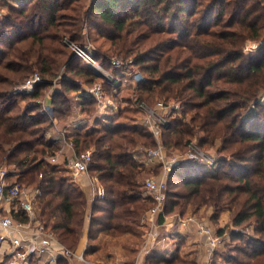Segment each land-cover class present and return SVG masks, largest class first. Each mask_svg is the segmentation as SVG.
<instances>
[{
	"label": "trees",
	"instance_id": "1",
	"mask_svg": "<svg viewBox=\"0 0 264 264\" xmlns=\"http://www.w3.org/2000/svg\"><path fill=\"white\" fill-rule=\"evenodd\" d=\"M0 7L6 10L0 15V167L6 168L8 179L37 191L36 218L63 245L76 247L86 219L85 251L105 249L99 235L140 236L135 226L151 199L143 194L146 167L134 153L155 140L137 119L136 103L159 95L179 101L183 113L164 125L167 149L184 150L196 136L200 145L219 140V151L227 156L214 172L175 163L165 183L162 213L209 205L214 218L227 210L228 236L234 243L223 246L232 252L222 256L223 264H264L262 0H0ZM85 26L89 37L94 31L108 44L104 49L97 45L94 53L102 63L113 55L130 57L143 77L132 87V96L120 98L105 84L117 109L107 107L103 114L76 81L90 85L95 74L63 43L68 36L81 44L77 40ZM245 40L261 41L255 54L243 52ZM61 69L64 75L53 86ZM34 71L42 78L32 93L9 91ZM48 92L52 116L36 102ZM76 110L92 121L66 132L63 127ZM187 111L193 113L184 120ZM53 118L75 152L91 149L88 170L105 194L90 204L82 188L63 173L65 158L49 160L59 150L47 135ZM15 216L26 218L21 211ZM223 233L217 229L218 235ZM220 248L213 249L207 264H218ZM135 251L130 248V255ZM58 264L66 259L59 257ZM145 264L199 263L177 254L150 253Z\"/></svg>",
	"mask_w": 264,
	"mask_h": 264
},
{
	"label": "built area",
	"instance_id": "2",
	"mask_svg": "<svg viewBox=\"0 0 264 264\" xmlns=\"http://www.w3.org/2000/svg\"><path fill=\"white\" fill-rule=\"evenodd\" d=\"M264 3V0H262ZM67 45L72 49L73 53L81 58L85 64H87L93 73L100 76L103 81H107L112 87V93L118 89L117 86H124L126 83H131L132 87H137L138 82L143 78L139 71H133L128 79H125V84L122 85V81L113 75V71L116 69H124L129 62H122L115 58L109 60V68L97 62L90 46L78 45L69 40H64ZM131 62V61H130ZM129 65V64H128ZM133 67V66H132ZM123 74L129 76V71ZM53 80V86L55 85ZM41 81V78L34 74L29 77L25 83L21 86L14 87L12 93L30 94L34 90V85ZM51 87V89L53 88ZM50 89V90H51ZM82 93L91 96L97 105V110L100 114H103L107 107H111L113 110L117 109V104L113 101L112 97L108 95L101 82H96L89 87H82ZM49 95L46 94L41 101L43 108L49 107L47 100ZM139 114H141L144 124L152 132V135H159V131L153 129L154 125L160 127L167 123L164 110L177 109L178 105L173 103H164L158 101L155 104V108H151L145 101H138L136 103ZM161 110V111H159ZM53 123L55 124L54 118ZM56 141V137H52ZM65 143H68L64 139ZM71 145V143H68ZM60 151H57L54 155L49 157L51 162H55L59 157ZM135 158L142 163L143 166H151L157 164L160 166L161 178L155 179L154 177H148L143 181V189L151 199V206L146 210L145 219H147L151 225H157L158 216L163 211V206L166 198L165 194V180L164 175H168L173 165L178 162H202L206 164H212L213 160L196 147L194 143L189 142L187 149L184 152L167 150L160 142L153 147H141L139 152L134 153ZM66 169L72 178L86 173L88 175L90 184L91 199L95 197H102L105 194L104 187L98 182L97 177L91 174L88 170L92 161V152L88 148L80 152H74L70 156L65 157ZM36 190L32 188L28 189L24 185L20 184L15 179H8L7 170L5 167H0V256L9 257L8 264H34L35 256H41L46 254V259L43 264H58L59 257H63L66 260H77L83 264H107L96 258H90L85 254V248L81 251L76 249H70L63 245L54 233L47 229L38 219L34 218V201L36 199ZM6 206V208H5ZM21 211L25 215V220L16 218L15 214ZM164 218V213H162ZM183 223L192 222L196 233L206 238L208 246V257L212 253L215 244L218 241V236L213 232L202 220L198 219L194 215H188L180 218ZM152 232L149 230L148 234L144 237V248L148 250L150 242H152ZM45 243H47L45 245ZM151 244V243H150ZM150 246V245H149ZM36 261V260H35Z\"/></svg>",
	"mask_w": 264,
	"mask_h": 264
},
{
	"label": "crops",
	"instance_id": "3",
	"mask_svg": "<svg viewBox=\"0 0 264 264\" xmlns=\"http://www.w3.org/2000/svg\"><path fill=\"white\" fill-rule=\"evenodd\" d=\"M124 89H132L131 83H127L124 86ZM49 102V100H47ZM77 112L76 117L71 118L65 126L63 127L66 132H70L72 130H76L79 128L83 129L87 127L91 121L92 117H87L86 115H82L81 112ZM86 116L87 118H85ZM55 124L53 123L54 128L60 129L54 119ZM51 127V128H52ZM50 128V129H51ZM61 132L62 129H60ZM64 135V133H63ZM64 137V136H63ZM65 138V137H64ZM66 139V138H65ZM65 141V140H64ZM63 141V145L59 147L60 153L59 158H65L66 156L72 155L75 151L72 147V143L68 140V143ZM58 158V159H59ZM92 174V173H91ZM77 184L82 188L86 197L89 201V204L92 202L91 193H90V184L88 175L86 173L80 174L79 176L73 178ZM98 179V178H97ZM98 182L101 183L98 179ZM82 184L87 186V190L82 187ZM143 194L145 191L143 189ZM205 211L208 217L211 215L212 209L209 206L202 205L199 207L188 206L183 213H172V214H164V218L162 221L158 222L157 225H151L150 222L145 219V213L141 215L139 220L136 223L137 230L140 232L139 237L132 235L130 233H124L118 236H108V235H99L98 237L104 241L105 249L101 252V256L99 252H89L86 251L85 254L90 258L103 257L107 264H145V257L148 254H155L160 257H170L172 255H180L189 259H195L199 264H207L210 260V255L208 257V246L205 237H201L196 233L194 223L186 222L183 223L180 219L181 217H186L188 215H194L195 217L199 212ZM90 212V211H89ZM229 211H222L217 215V222H219L220 227H215L216 231L218 228H223V235H219L220 237L217 241V245L222 239L226 236L228 237L229 230L231 224L229 223ZM222 223L227 224L228 227H222ZM87 227H88V219L85 221V229L83 235L81 236L80 241L77 244L76 250L81 251L87 245ZM214 228V227H213ZM152 232V242L147 245L149 248L146 251L143 247L144 239L146 237L145 234H148V231ZM218 235V234H217ZM47 243H45L46 245ZM130 248H135V254H131L129 252ZM197 254L200 258H197ZM46 259V254L41 256H35L34 264H43ZM66 264H83L77 260H66Z\"/></svg>",
	"mask_w": 264,
	"mask_h": 264
},
{
	"label": "rangeland",
	"instance_id": "4",
	"mask_svg": "<svg viewBox=\"0 0 264 264\" xmlns=\"http://www.w3.org/2000/svg\"><path fill=\"white\" fill-rule=\"evenodd\" d=\"M262 3H263V1H262ZM263 5H264V3H263ZM4 13H6V10L2 7H0V15L2 14H4ZM88 30H87V27L85 26V28H84V30L82 31V34H83V37H81V39L80 40H77L79 43L82 41V43L81 44H78L76 41H72L71 39H69L68 38V36L66 37H64L63 38V43H65L66 45H67V43L64 41V40H69V41H71V42H74V43H76V44H78V45H88V46H90L89 47V49H91V51H92V53H93V57H95V59H96V61L97 62H100V64H102V65H104V66H106V68H109L110 66H109V60L111 59V58H115V59H117V60H119V61H122V62H129L128 64H127V66L124 68V69H116V70H114L112 73H113V75L114 76H116L117 77V79L119 78L121 81H122V85H124L125 83V79H128V77H129V80L128 81H130V77H132L131 76V74H132V70L133 71H139L138 70V68H137V66L132 62V58H130V57H128V58H121V57H118V56H111V58L110 59H108V62L106 63V62H104V63H102V61L100 60V58H97L96 56H95V52H96V50H97V45H99V47H101L102 49H104L105 47H108V44L106 43V41L104 40V38H102V37H99V36H97L96 35V32H94V31H91L90 33H91V35H90V37L88 36ZM96 36V37H95ZM93 37H95V38H93ZM261 41H258V42H255V41H253V40H245L244 41V43H243V45H242V50H243V52L246 54H248V53H256L257 51H256V49H257V47L260 45L259 43H260ZM106 45V46H105ZM68 46V45H67ZM68 49L70 50V51H72V49L68 46ZM73 52V51H72ZM80 60H81V62H83L84 63V61L81 59V58H79ZM131 61V62H130ZM133 66V67H132ZM89 67V66H88ZM123 70L125 71V73H127L128 71H129V76L126 74H123ZM64 72H65V70L64 69H61L60 71H59V74L54 78V79H56L55 80V82L56 81H58L59 79H61V77H62V75H64ZM140 72V71H139ZM141 73V72H140ZM34 74H37L40 78H42L41 77V75L37 72V71H34V72H32L31 74H29L28 75V77L27 78H25V80H23L22 82H20V83H17V84H14V85H12L10 88H9V91H11L14 87H17V86H21V85H23L24 83H25V81L29 78V77H31L32 75H34ZM96 76V75H95ZM76 81H77V83L81 86V87H89V86H91V85H93L94 83H96V82H101V85L102 86H105V84H108V82L107 81H103V79H101V77L100 76H96V79H95V81L92 83V84H90V85H86V84H84V82L83 81H81L80 79H76ZM127 84V83H126ZM125 84V85H126ZM108 85H110V84H108ZM124 85V86H125ZM124 86H120L119 85V89H117L115 92L116 93H118L119 94V96H120V98L122 97V96H127V95H129V96H132V91H131V89H124ZM113 89H112V87H111V89H110V91H112ZM48 95H49V92L47 93ZM28 95V94H27ZM44 98V97H43ZM153 99H151V101H146L145 100V102L151 107V108H155V104L158 102V101H162V102H164V103H173V104H176V105H178V107H177V109H175V111H173V110H164V112L166 113L165 114V117H166V119H167V121H168V119H169V117H172V116H178V115H183V113H182V110H181V105H180V102L179 101H177V100H175V99H173L172 97H161V96H159V95H154L153 97H152ZM19 99H21V98H19ZM39 101H41L42 100V98H40V99H38ZM38 100H36V102L37 103H39V105H40V110L41 111H44L45 113H48V115L49 116H52V111H51V109H50V107H47V108H43L42 107V104L38 101ZM151 102V103H150ZM126 103L127 102H122V104L121 105H126ZM159 111H161V110H159ZM247 112V111H246ZM192 113H193V111H187V113L185 114L184 113V120H188L189 119V117H191V115H192ZM73 115L71 116V118H73V117H76V115H77V112L75 111H73V113H72ZM83 115V114H82ZM135 115H137V119L140 121V123H142L144 126H146V124H144V121H143V118H142V116H141V114H139V112H137V114L135 113ZM250 115V112H248L247 113V116H249ZM87 117H90L89 115H86ZM86 116H84L85 118H87ZM146 128H147V130L152 134V132L148 129V127L146 126ZM163 128H164V126H162V127H160V126H158V125H154V127H153V129H155V130H158L159 131V135H152V137H153V139L155 140V144L154 145H152V146H150V147H153V146H155L156 144H157V141H158V143H162L163 144V142H162V131H163ZM47 135L49 136V137H53V136H55L57 139H56V141H55V143L57 144V146L58 147H60V146H62L63 145V141H64V135H63V132H61V130L60 129H56V128H54V127H52L51 129L49 128V130H48V132H47ZM53 139V138H52ZM66 141H67V139H66ZM189 142H192V143H194V145L196 146V147H198L199 149H201L203 152H205L207 155H209V157L213 160V163L212 164H206L205 163V161H202V162H198V161H196V163L195 162H191V161H186V162H189V163H192V164H195V165H197V166H199L200 168H203V169H205V170H208V171H212V172H214V171H216V168H217V166H218V162H219V160H220V158L221 157H227L226 156V154L225 153H222V152H220L219 151V140H216L215 141V143L213 144V145H200L199 143H198V139H197V137L196 136H193V137H191L190 138V141ZM188 142V143H189ZM188 145V144H187ZM165 147V146H164ZM90 148V147H89ZM166 148V147H165ZM167 149V148H166ZM187 149V147L186 148H184V150H178V149H172V150H170V151H178V152H184L185 150ZM167 150H169V149H167ZM63 173H65L68 177H70L76 184H77V182L69 175V173L68 172H64L63 171ZM161 171H160V166L159 165H157V164H154V165H151V166H147L146 167V172H144V173H142L141 174V179H142V182L146 179V178H148V177H154L155 179H158V178H161ZM167 178H168V175L166 174V175H164V180H165V182L167 181ZM26 188H28V189H30L31 188V186H28V185H24ZM82 187H84V189L85 190H87L86 188H87V186L86 185H84V184H82ZM151 204H152V202L150 203V205L146 208V210H148V208L151 206ZM207 206V205H206ZM209 206V205H208ZM33 207H34V218L35 219H37L36 217L38 216V211H39V208H38V206H37V204H36V202L34 201V205H33ZM209 207H211V206H209ZM5 208H6V206H5ZM211 209H212V207H211ZM145 210V211H146ZM145 211H144V213H145ZM38 212V213H37ZM212 213V212H211ZM229 214V218H230V213H228ZM211 216V215H210ZM208 217V215H207V213L205 212V211H201V212H199L198 213V215L196 216L198 219H200V220H202L204 223H206L209 227H211L212 228V230H213V232L217 235V231H216V229H215V227H220V225H219V222H217V217H214V218H211V217ZM222 225V227H228L227 226V224H225V223H222L221 224ZM46 227V226H45ZM214 227V228H213ZM47 229H49L48 227H47ZM55 235V234H54ZM56 236V235H55ZM217 236H219V235H217ZM220 237H218V239H219ZM56 239H58L57 237H56ZM80 239H81V237H80ZM80 239H79V241H80ZM139 239H140V237H139ZM222 240L219 242V243H221V244H219V245H217V243L215 244V246H214V248L216 247V248H220L219 249V254H218V256L216 257V263H218V264H223V258H222V256H226V255H229V254H232V252H230V250L227 248V247H225V248H223V246L224 245H226V246H228V245H232L233 243H234V241L233 240H231L230 239V237L228 236H226L225 238H221ZM59 241V240H58ZM78 241V242H79ZM63 244V243H62ZM78 244V243H77ZM77 248V245H76V247L74 248V249H76ZM103 250H101V251H99V253H100V255H101V252H102ZM212 254V253H211ZM211 254H210V257H211ZM234 254V253H233ZM101 256H103V255H101ZM197 258H200L199 257V255L197 254ZM209 257V258H210ZM96 260H101V261H103V262H105V259L103 258V257H97L96 258ZM10 261V259H9V257H3L2 258V255L0 256V264H8V262ZM140 264H142V263H140Z\"/></svg>",
	"mask_w": 264,
	"mask_h": 264
}]
</instances>
